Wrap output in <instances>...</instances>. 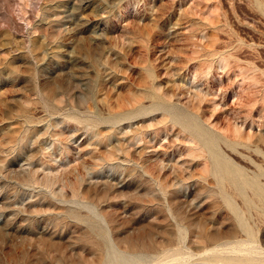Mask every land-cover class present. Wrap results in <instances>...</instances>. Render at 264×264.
I'll return each mask as SVG.
<instances>
[{
    "label": "rangeland",
    "instance_id": "obj_1",
    "mask_svg": "<svg viewBox=\"0 0 264 264\" xmlns=\"http://www.w3.org/2000/svg\"><path fill=\"white\" fill-rule=\"evenodd\" d=\"M0 264H264V0H0Z\"/></svg>",
    "mask_w": 264,
    "mask_h": 264
},
{
    "label": "bare ground",
    "instance_id": "obj_2",
    "mask_svg": "<svg viewBox=\"0 0 264 264\" xmlns=\"http://www.w3.org/2000/svg\"><path fill=\"white\" fill-rule=\"evenodd\" d=\"M214 135V134H213ZM250 247V246H249ZM254 247V246H253ZM252 248V247H251ZM258 249H259V247H258ZM255 250V249H254ZM230 251H231V249H230ZM219 252V251H218ZM218 252H216V253H218ZM236 252V251H235ZM230 253H233V252H223V254H230ZM219 254V253H218ZM244 254V253H243ZM233 255V254H232ZM237 256H238V254H236ZM246 255V254H245ZM250 256H252V255H250ZM233 257V256H232ZM240 257V256H239ZM263 257V256H262ZM225 258V257H224ZM175 260V259H174ZM168 263V262H167Z\"/></svg>",
    "mask_w": 264,
    "mask_h": 264
}]
</instances>
